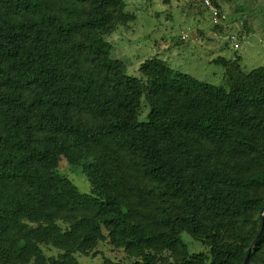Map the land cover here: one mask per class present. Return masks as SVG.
Masks as SVG:
<instances>
[{"label": "trees", "instance_id": "1", "mask_svg": "<svg viewBox=\"0 0 264 264\" xmlns=\"http://www.w3.org/2000/svg\"><path fill=\"white\" fill-rule=\"evenodd\" d=\"M127 1L0 0V264H80L105 241L133 264H244L260 232L264 65L218 58L217 86L157 53L131 76L107 40L139 21ZM201 5L187 17L210 16Z\"/></svg>", "mask_w": 264, "mask_h": 264}, {"label": "rangeland", "instance_id": "2", "mask_svg": "<svg viewBox=\"0 0 264 264\" xmlns=\"http://www.w3.org/2000/svg\"><path fill=\"white\" fill-rule=\"evenodd\" d=\"M222 1L227 2L221 7L225 15L220 24H214L207 14L187 17L189 7L201 8L202 0H190L188 5L185 0H157L154 7L158 11L150 12V16L138 8L140 0H128L129 10L139 12L141 17L130 29H121L107 37L114 45L113 57L128 66L131 76H138L142 63L159 53L160 58L173 69L217 86L225 84L226 80V70L214 63L218 58L239 62L245 73L263 66L264 0H221V4ZM181 26L185 29L180 30ZM184 34L188 35L187 40H183ZM232 35L237 37L239 49L233 48L230 41ZM147 114L148 111H145L142 119ZM58 172L72 180L81 192L90 193L86 178L63 159ZM63 227L69 228L66 224ZM182 239L191 253L206 251L201 243L192 238L185 236ZM43 251L46 256L55 259L62 253L45 246ZM169 255L168 252L163 254L164 257ZM78 259L80 264H104L105 260L112 264H133L123 251L110 247L108 241L99 243L89 256L81 255Z\"/></svg>", "mask_w": 264, "mask_h": 264}, {"label": "built area", "instance_id": "3", "mask_svg": "<svg viewBox=\"0 0 264 264\" xmlns=\"http://www.w3.org/2000/svg\"><path fill=\"white\" fill-rule=\"evenodd\" d=\"M205 8L208 10L211 18V22L214 24H220L221 22V16H220V11L219 9L212 3L211 0H203ZM188 35L184 34L183 35V40H187ZM230 41L233 43V48L234 49H239L240 44L238 42L237 37L234 35L231 36Z\"/></svg>", "mask_w": 264, "mask_h": 264}, {"label": "water", "instance_id": "4", "mask_svg": "<svg viewBox=\"0 0 264 264\" xmlns=\"http://www.w3.org/2000/svg\"><path fill=\"white\" fill-rule=\"evenodd\" d=\"M261 218H262V224H261V229H260V232L258 234V236L256 237V239L254 240V242L252 243L247 255H246V258H245V261H244V264H248V260L251 256V253L254 249V247L258 244V242L260 241V239L262 238L263 234H264V208L261 212Z\"/></svg>", "mask_w": 264, "mask_h": 264}, {"label": "bare ground", "instance_id": "5", "mask_svg": "<svg viewBox=\"0 0 264 264\" xmlns=\"http://www.w3.org/2000/svg\"><path fill=\"white\" fill-rule=\"evenodd\" d=\"M243 15V14H242Z\"/></svg>", "mask_w": 264, "mask_h": 264}]
</instances>
